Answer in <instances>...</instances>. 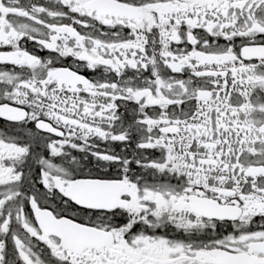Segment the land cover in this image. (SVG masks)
Listing matches in <instances>:
<instances>
[{
	"label": "snow or ice",
	"instance_id": "1",
	"mask_svg": "<svg viewBox=\"0 0 264 264\" xmlns=\"http://www.w3.org/2000/svg\"><path fill=\"white\" fill-rule=\"evenodd\" d=\"M0 264H264V0H0Z\"/></svg>",
	"mask_w": 264,
	"mask_h": 264
}]
</instances>
